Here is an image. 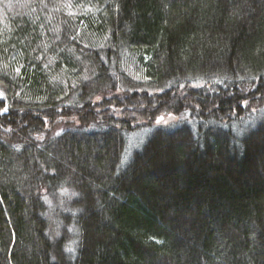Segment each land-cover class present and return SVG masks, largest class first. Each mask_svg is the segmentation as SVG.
Here are the masks:
<instances>
[{"label":"trees","instance_id":"1","mask_svg":"<svg viewBox=\"0 0 264 264\" xmlns=\"http://www.w3.org/2000/svg\"><path fill=\"white\" fill-rule=\"evenodd\" d=\"M263 107L264 0H0V264H264Z\"/></svg>","mask_w":264,"mask_h":264},{"label":"rangeland","instance_id":"2","mask_svg":"<svg viewBox=\"0 0 264 264\" xmlns=\"http://www.w3.org/2000/svg\"><path fill=\"white\" fill-rule=\"evenodd\" d=\"M252 111H253L252 114L250 116H248L247 118H245L242 122H239V123L236 122V123L231 124L232 129L235 131V133L237 135L242 133L244 127H247L252 123V121H247V120H251L257 116L256 110L253 109ZM163 118H164L163 121H161L160 123H157V119H156L153 122L152 126L142 127V128L137 129L136 131L124 134L125 148L122 152L121 159L119 161L118 171L123 170L125 168L126 164L128 163V160L130 159L132 152L135 150H138L141 147L144 140L151 133L153 127L158 126V125H171V124H175L177 122H186L189 126H190V124L192 125L193 128L191 126L190 127L193 130V132L195 133L194 128L197 125H199L198 121L191 118L188 113H183L179 116H169V117L164 116ZM203 125L205 126L206 124L203 123ZM72 196L73 195H71L70 193L67 194V192L62 191L59 193L58 199H55L56 203H53L52 198H49L50 200L48 201L49 202L48 203L49 210L47 212V214H48L47 218H48V220H50V223H53L55 221V219L52 218V214H53L52 212L55 209L62 206V200L63 199H64V201L69 200V199H71ZM69 230H70L69 234H71V236H72V241L70 242V245L68 246V250H69L71 256H73L75 253V247H76V238H75L76 231L74 229H72L71 226L69 227Z\"/></svg>","mask_w":264,"mask_h":264},{"label":"snow or ice","instance_id":"3","mask_svg":"<svg viewBox=\"0 0 264 264\" xmlns=\"http://www.w3.org/2000/svg\"><path fill=\"white\" fill-rule=\"evenodd\" d=\"M4 111H7V109L5 108ZM163 119H164L163 117H158L157 118V123H160L161 121H163Z\"/></svg>","mask_w":264,"mask_h":264}]
</instances>
